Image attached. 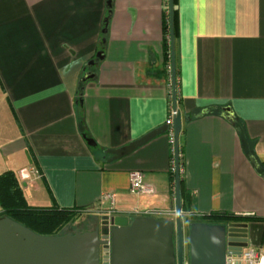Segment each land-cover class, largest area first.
<instances>
[{
	"label": "crops",
	"instance_id": "1",
	"mask_svg": "<svg viewBox=\"0 0 264 264\" xmlns=\"http://www.w3.org/2000/svg\"><path fill=\"white\" fill-rule=\"evenodd\" d=\"M111 9L103 32L106 0H0V173H15L29 205L93 215L82 230L109 212L138 217L134 209L175 219L169 132L116 160L104 153L170 118L168 2L112 0ZM177 9L183 219L247 223V246L264 251V178L225 112L204 113L229 107L264 163V0H177ZM103 34L104 58L82 95L91 146L78 127L75 97ZM193 114L202 115L187 119ZM22 168L30 170L25 180ZM133 170L152 193L129 192ZM109 192L113 209L102 201Z\"/></svg>",
	"mask_w": 264,
	"mask_h": 264
},
{
	"label": "water",
	"instance_id": "2",
	"mask_svg": "<svg viewBox=\"0 0 264 264\" xmlns=\"http://www.w3.org/2000/svg\"><path fill=\"white\" fill-rule=\"evenodd\" d=\"M167 2L171 101L176 113L170 125L164 123L126 145L104 149V153L110 154L109 160L119 159L171 129L175 219L102 214L93 230L39 234L3 216L0 217V264H224L227 253L239 255L248 245L247 223L185 222L183 219L178 151L182 117L177 108L173 3L172 0ZM106 5L110 6L111 0H106ZM106 23L103 32L106 31ZM103 58L104 52L97 51L95 57L85 63L80 80L93 79L95 72L90 68ZM221 110L227 119L233 118L229 107H221ZM85 139L88 145H95L91 138Z\"/></svg>",
	"mask_w": 264,
	"mask_h": 264
},
{
	"label": "trees",
	"instance_id": "3",
	"mask_svg": "<svg viewBox=\"0 0 264 264\" xmlns=\"http://www.w3.org/2000/svg\"><path fill=\"white\" fill-rule=\"evenodd\" d=\"M112 2V0H111ZM173 3V33H174V46H175V77L176 86L178 88L177 76L178 69L176 65V41L178 36V9L177 0H172ZM111 5L107 6V15L105 23L109 21L111 16ZM105 19V20H106ZM106 23V24H107ZM168 15L165 16L163 24V31L165 33L164 39V55L166 59L170 58V44H169V26ZM105 34L102 35V42L99 46V50L104 51ZM94 67V66H93ZM88 69V68H86ZM95 69V67H94ZM96 73V72H95ZM83 71L81 73V76ZM80 76V77H81ZM86 81L79 80L77 95L75 97V108L78 120V127L81 134L87 138L89 133L87 132L84 112L82 107V95ZM180 103V97L177 92V104ZM205 114H221V107L211 106L204 111ZM202 114L188 115L187 119H193L201 116ZM233 127L235 128L241 147L251 164L255 167L256 171L264 178V163L259 160L254 151L255 140L251 139L247 133L245 122L233 115L232 119H229ZM179 151V167L182 166V147H178ZM172 159L174 154L171 153ZM173 172L171 171V174ZM182 179L180 176V188ZM182 195V188H181ZM0 217L7 216L13 220L21 223L22 225L30 228L39 234H57L72 218L76 215V210L68 208H58L55 206H32L29 205L23 195L22 187L20 186L15 173L12 170H5L0 173Z\"/></svg>",
	"mask_w": 264,
	"mask_h": 264
},
{
	"label": "built area",
	"instance_id": "4",
	"mask_svg": "<svg viewBox=\"0 0 264 264\" xmlns=\"http://www.w3.org/2000/svg\"><path fill=\"white\" fill-rule=\"evenodd\" d=\"M169 98H170V118L168 119L167 123L170 125L172 122V118L176 113V110H173L172 108V101H171V77L169 83ZM169 134L171 137L172 153L174 154L171 129L169 130ZM172 163L174 168V158L172 159ZM29 172H30L29 169L22 168L18 171V174L22 180H25L29 176ZM128 188H129V192L134 194H146L153 192V189L144 182L143 173L139 170L130 171ZM114 198H115V193L109 192V193H105L102 196V201L109 200L112 205L110 209H113ZM108 214H113V213L109 212ZM131 214L134 216H142V215L145 216V215H149L150 211L134 209L133 211H131ZM184 264L187 263L185 262ZM224 264H264V251L253 246H246L241 250L239 255L233 254L231 252L227 253L225 256Z\"/></svg>",
	"mask_w": 264,
	"mask_h": 264
},
{
	"label": "rangeland",
	"instance_id": "5",
	"mask_svg": "<svg viewBox=\"0 0 264 264\" xmlns=\"http://www.w3.org/2000/svg\"><path fill=\"white\" fill-rule=\"evenodd\" d=\"M169 70V75H170V67L168 68ZM169 82H170V76H169ZM93 215H90L89 213H85V212H76V215L72 218V220L67 223L57 234H63L66 232H72V231H82L83 228V224L85 222V220L87 219H93V217H91ZM91 219V220H92Z\"/></svg>",
	"mask_w": 264,
	"mask_h": 264
},
{
	"label": "flooded vegetation",
	"instance_id": "6",
	"mask_svg": "<svg viewBox=\"0 0 264 264\" xmlns=\"http://www.w3.org/2000/svg\"><path fill=\"white\" fill-rule=\"evenodd\" d=\"M91 70H93L94 72H95V69H94V67H91L90 68ZM94 229V227H92V228H88V229H86V230H93ZM86 230H82V231H86ZM81 231V232H82ZM74 232H76V231H72V233H74ZM80 232V231H79Z\"/></svg>",
	"mask_w": 264,
	"mask_h": 264
}]
</instances>
